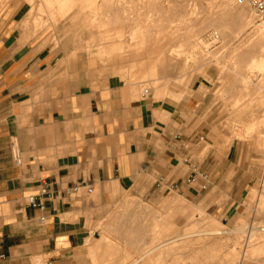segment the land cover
I'll return each mask as SVG.
<instances>
[{"label":"crops","instance_id":"obj_1","mask_svg":"<svg viewBox=\"0 0 264 264\" xmlns=\"http://www.w3.org/2000/svg\"><path fill=\"white\" fill-rule=\"evenodd\" d=\"M63 42L34 33L21 6L0 11V264H90L99 223L125 193L200 204L221 191L214 214L234 218L243 189L216 182L222 170L201 156L205 98L138 96ZM192 164L205 189L186 181Z\"/></svg>","mask_w":264,"mask_h":264},{"label":"rangeland","instance_id":"obj_2","mask_svg":"<svg viewBox=\"0 0 264 264\" xmlns=\"http://www.w3.org/2000/svg\"><path fill=\"white\" fill-rule=\"evenodd\" d=\"M43 1L0 0V11L9 5L21 6L25 24L34 33L62 39L70 44L74 54L85 57L99 76L120 77L138 96L152 93L154 99L204 97L205 116L199 121L205 134L201 156H207L205 164L210 168L222 170L221 175H216V182L225 183L228 189L236 182L243 189V206L227 222L219 220L210 205L215 198H221L217 195L221 191L207 196L200 204L188 203L174 193L155 202L125 193L99 223V241L95 242L101 244H95L93 249L102 248L92 255L90 264H264V198L259 195L264 144L256 142L264 135V16L239 7L246 17H251L242 31L221 30L214 24L200 29L207 12H220L216 8L220 1L174 0L184 17L170 19V28L153 0H51L55 1L53 4ZM212 2H216L215 6ZM145 32L149 34L143 38L140 34ZM110 35L115 38L107 39ZM194 38L199 44L193 43ZM138 42L146 47L140 48ZM159 45H165L168 51L167 69L156 68V73L141 78L139 64L147 56L145 62L156 59L155 54L163 48ZM136 46L138 50H134ZM127 54L130 56L126 57ZM131 68H136L134 74ZM151 249L154 250L144 255Z\"/></svg>","mask_w":264,"mask_h":264},{"label":"bare ground","instance_id":"obj_3","mask_svg":"<svg viewBox=\"0 0 264 264\" xmlns=\"http://www.w3.org/2000/svg\"><path fill=\"white\" fill-rule=\"evenodd\" d=\"M43 1V0H42ZM49 2L51 1V0H48ZM62 1V0H61ZM65 1V0H64ZM220 1V3L217 5V9L220 11V12H218V14H216L217 12H215V13H210V12H207V14H205V16L204 17H202V20H201V23H200V25H199V28L200 29H203V28H205V27H207V26H209V25H211V24H214L215 26H217L218 28H220L221 30H229V29H232V31L234 30V31H238V30H241L242 31V29H244V28H246L247 27V25H248V23H250V21H249V19L251 18L250 16H247L246 17V15L244 14V12L239 8V6H236L235 5V3H234V0H219ZM44 3H45V1H43ZM48 2V3H49ZM55 1H51L50 3H54ZM59 2V1H58ZM217 2V1H216ZM215 2V3H216ZM39 3V2H38ZM57 3V2H56ZM65 3V2H64ZM93 3V2H92ZM108 3V2H107ZM166 3V4H165ZM178 2H175L174 0H153V5H154V7L157 9V11L158 12H160L161 13V17L163 18V20H165V21H168L167 23H168V25H170V28L171 27H173L172 26V23H173V21H171L170 19H172V18H174L175 19V17H179V19H180V17H184V15L182 14V11L180 10V8H179V5L177 4ZM191 3V2H190ZM210 3V2H209ZM213 3V2H212ZM215 3H213V5L215 4ZM105 4V3H104ZM110 4V3H109ZM108 4V5H109ZM64 6H65V4H63ZM63 5H61L60 4V7L62 6L63 7ZM102 5V4H101ZM108 5L106 6V8L108 7ZM43 6V5H42ZM152 6V5H151ZM208 6H209V4H208ZM212 6V5H211ZM215 6V5H214ZM59 7V8H60ZM66 7V6H65ZM210 7V6H209ZM108 8H110L111 9V7H108ZM213 8V7H212ZM33 9V8H32ZM65 9V8H64ZM67 9V8H66ZM109 9V10H110ZM155 9V10H156ZM189 9V8H188ZM208 9V8H207ZM213 9H215V7L213 8ZM40 10V9H39ZM58 10V9H57ZM62 11H64L63 9H61ZM183 10V9H182ZM210 10V9H209ZM208 10V11H209ZM218 10H216V11H218ZM113 13V12H112ZM115 15V14H114ZM63 16V15H62ZM160 16V15H159ZM255 16V15H254ZM115 17H117V16H114L113 18H115ZM178 19V18H177ZM33 20H35V18L33 19ZM39 20V19H38ZM112 20V19H111ZM110 20V21H111ZM116 20H118V18L117 19H115L114 21H116ZM173 20V19H172ZM185 20V19H184ZM164 21V22H165ZM182 21V20H181ZM38 22V21H37ZM153 22V21H152ZM180 22V21H179ZM36 23V22H35ZM109 23V22H108ZM112 23H113V20H112ZM111 23V24H112ZM117 23V22H116ZM155 23V22H154ZM159 23V22H158ZM189 23V22H188ZM115 23H113V25H114ZM157 24V23H156ZM262 26L264 27V22H262ZM116 25V24H115ZM145 25V24H144ZM164 25V24H163ZM107 26V25H106ZM151 26V25H150ZM161 26V25H160ZM108 27V26H107ZM106 27V28H107ZM109 27H111L112 28V26H109ZM114 27V26H113ZM143 27V26H142ZM162 27V26H161ZM180 27V26H179ZM182 27V26H181ZM180 27V28H181ZM155 28V27H154ZM158 28V27H157ZM108 29V28H107ZM113 29V28H112ZM219 29V30H220ZM159 30V29H158ZM157 30V31H158ZM174 30H176V29H174ZM259 30V29H258ZM257 30V31H258ZM148 31V30H147ZM173 31V30H172ZM171 31V32H172ZM177 31V30H176ZM176 31H174L175 33H176ZM179 31V30H178ZM200 31V30H199ZM256 31V32H257ZM140 32V31H139ZM142 32H144V31H142ZM164 32V31H163ZM198 32V31H197ZM214 33H216V32H214ZM117 34H118V32H117ZM116 34V35H117ZM134 34V33H133ZM136 34V33H135ZM149 33H147V35H148ZM157 34V33H156ZM161 34V33H160ZM164 34V33H163ZM181 34H183V33H181ZM180 34V35H181ZM217 34V33H216ZM253 34V33H252ZM112 35H114L115 36V34H112ZM120 35V34H119ZM119 35H117L116 37H121V35L119 36ZM136 35H138V34H136ZM135 35V36H136ZM143 38H144V36L146 35V32L145 33H142V34H140ZM146 35V36H147ZM178 35V34H177ZM260 35V34H259ZM109 36V35H108ZM124 36V35H123ZM134 36V35H133ZM132 36V37H133ZM150 36V35H149ZM148 36V37H149ZM159 36V35H158ZM157 36V37H158ZM171 36V35H170ZM186 36V37H185ZM184 37L185 38H188L189 36H187V35H185ZM197 36V35H196ZM257 36H258V34H257ZM261 36V35H260ZM137 37V36H136ZM176 37H178V36H176ZM107 39H112V38H115V37H111V35H110V37H106ZM167 38V37H166ZM190 38H191V36H190ZM189 38V39H190ZM150 39H151V37H150ZM161 39V38H160ZM160 39H157V40H160ZM172 39V38H171ZM189 39L187 40V41H189ZM195 39V38H194ZM122 40V39H121ZM156 40V39H155ZM165 40V39H164ZM111 41V40H110ZM115 41V40H114ZM113 41V42H114ZM123 41V40H122ZM128 41H129V39H128ZM127 41V42H128ZM133 41V40H132ZM186 41V42H187ZM193 41V40H192ZM191 40H190V44H191V42H192ZM112 42V41H111ZM112 42V43H113ZM135 43H136V41H134ZM142 42V41H141ZM141 42L139 43V45H140V48H141V46H142V44H141ZM162 42H164V41H162ZM171 42V41H170ZM111 43V44H112ZM156 43H157V41H156ZM165 43V42H164ZM193 43L195 44V45H197V44H199V40L198 39H195V41H193ZM193 43H192V45H193ZM130 44H132V43H130ZM144 44H146V43H144ZM150 44V43H149ZM158 44H159V42H158ZM161 44V43H160ZM163 44V43H162ZM167 44V43H166ZM155 45H157V44H155ZM188 45H189V43H188ZM110 46V45H109ZM122 46V45H121ZM128 46V45H127ZM129 46H131V45H129ZM144 46V45H143ZM142 46V47H143ZM158 46V45H157ZM155 47V49L156 48H158V47ZM160 46V45H159ZM165 46V45H164ZM164 46H160V47H163L162 49H160L159 51H158V53H157V55L155 54V56H157L156 57V59H154V60H146L147 62H145V59H147V58H149L148 56H147V58H145V59H143L144 61H142L140 64H139V68H138V71H139V73L141 74V78L142 77H147L148 75H149V73H153V72H157L156 71V68H157V70H161V71H163V70H165V69H167V64H166V60H167V57H166V54H167V49L164 47ZM166 46H168V45H166ZM123 47V46H122ZM139 47V46H138ZM144 47H146V46H144ZM154 47V46H153ZM111 48V47H110ZM117 49V47H115V45H114V49ZM130 47H128V49H129ZM133 48H134V46H133ZM136 49H134V50H138V48H137V46L135 47ZM169 48V47H168ZM192 48V47H191ZM112 49V48H111ZM122 50H123V48H121ZM143 49V48H142ZM146 49V51H147V48H145ZM152 50V51H155L156 52V50ZM171 49V48H170ZM194 49V48H193ZM132 50V49H131ZM141 50V49H140ZM139 50V51H140ZM144 50V49H143ZM142 50V51H143ZM149 50H151V49H149ZM169 50V49H168ZM173 50V49H172ZM111 51V50H110ZM127 51V50H126ZM146 51H144V52H146ZM120 53H122V52H124V51H119ZM132 52V51H131ZM134 52V51H133ZM132 52V53H133ZM136 52V51H135ZM138 52V51H137ZM109 53H113V52H109ZM126 53V52H125ZM125 53H123V55L125 54ZM147 53V52H146ZM146 53H144V54H146ZM154 53V52H153ZM170 53V52H169ZM172 53V52H171ZM110 54V55H111ZM130 54V53H129ZM129 54H127L126 55V57H128V56H130ZM136 54V53H135ZM142 54H143V52H142ZM143 54V55H144ZM112 55H115L114 53L112 54ZM111 55V56H112ZM133 55V54H132ZM138 55V54H137ZM139 55H140V53H139ZM172 55V54H171ZM120 56H121V54H120ZM125 56V55H124ZM135 55H133V57H134ZM146 56V55H145ZM113 57V56H112ZM132 57V58H133ZM135 58H137V56L135 57ZM140 58V57H139ZM150 58H152L151 56H150ZM172 58V57H171ZM123 59V58H122ZM170 59V58H169ZM127 60H129V58L127 59ZM142 60V59H141ZM131 61V60H130ZM130 61H128L129 62V66L131 65L130 63ZM138 61V60H137ZM123 62H124V60H123ZM128 62H127V64H128ZM133 62V61H132ZM169 64V63H168ZM135 65V64H134ZM132 66V65H131ZM130 66V67H131ZM137 65H135V67H136ZM132 67H134V66H132ZM136 69V68H135ZM135 69L133 70L132 68H131V71H132V73L135 71ZM151 73V74H152ZM155 73H154V75H155ZM134 74V73H133ZM137 74V73H136ZM148 74V75H147ZM130 76V75H129ZM138 76H139V74H138ZM132 77V76H131ZM140 77V76H139ZM148 77H150V76H148ZM137 78V77H136ZM134 79H135V77H134ZM148 80V79H147ZM150 80H155V78H151ZM156 80H158V78H156ZM129 83V82H128ZM134 83V81L132 82V84ZM134 86V85H133ZM128 87V86H127ZM131 88V87H130ZM128 90H129V87H128ZM261 119V118H260ZM264 121V120H263ZM246 126V125H245ZM248 126V125H247ZM257 128V127H256ZM262 128V127H261ZM258 129V128H257ZM249 132V131H248ZM260 135V134H259ZM258 138H259V136H257ZM257 138V139H258ZM256 142H257V144L258 145H262V144H264V135L260 138V139H258V141L256 140ZM259 147V146H258ZM259 195L260 196H262L260 193H259ZM171 196V195H170ZM263 197V196H262ZM264 198V197H263ZM165 199V198H164ZM168 203V202H167ZM132 204H134V203H132ZM170 204V203H169ZM133 207V206H132ZM213 222V221H212ZM217 222V221H216ZM212 224V223H211ZM157 225V224H156ZM155 225V226H156ZM211 230V229H210ZM217 231V230H216ZM151 232V231H150ZM218 232H219V230H218ZM217 232V233H218ZM225 232V231H224ZM213 233H216V232H213ZM220 233H222V232H220ZM229 233V232H228ZM142 238V237H141ZM180 238H182V237H180ZM113 239V238H112ZM175 240V239H174ZM149 241V240H148ZM171 241V240H170ZM110 243V242H109ZM132 243H133V241H132ZM164 244H165V242H163ZM166 243H168L167 241H166ZM163 244V245H164ZM143 245H145V244H143ZM154 249H151V250H149V251H147V253H144V255H146V254H148V253H151V251H153ZM141 258V257H140ZM139 260V258L138 259H136L135 261H134V263L135 262H137ZM130 264V263H129Z\"/></svg>","mask_w":264,"mask_h":264},{"label":"built area","instance_id":"obj_4","mask_svg":"<svg viewBox=\"0 0 264 264\" xmlns=\"http://www.w3.org/2000/svg\"><path fill=\"white\" fill-rule=\"evenodd\" d=\"M234 3L236 6L239 7H246L252 10V12L259 17L264 16V0H234ZM214 37H217L216 33H213ZM17 163H20L19 159H16ZM188 183H194L199 181L200 187L202 189H205L207 187L208 178L207 175L201 172L196 165H191V174L186 179ZM79 186L76 185L73 187V190H76ZM92 188L88 187L87 192H91ZM42 192H45V189H42ZM259 193L264 197V172L261 175L260 181H259ZM29 205L33 207H38L40 209L43 208L42 202L38 200L37 195H30L27 198ZM39 221H44V217H39Z\"/></svg>","mask_w":264,"mask_h":264}]
</instances>
